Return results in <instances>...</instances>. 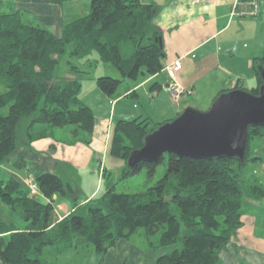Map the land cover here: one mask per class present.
Segmentation results:
<instances>
[{"label": "trees", "instance_id": "16d2710c", "mask_svg": "<svg viewBox=\"0 0 264 264\" xmlns=\"http://www.w3.org/2000/svg\"><path fill=\"white\" fill-rule=\"evenodd\" d=\"M64 1L50 0L53 4ZM1 6L0 163L18 146L45 137L48 128L68 127L75 141H90L95 117L79 99L82 83L58 75L59 63L66 56L89 64L95 53L97 62L115 69L122 79L108 75L96 78L97 88L109 98L118 97L115 93L124 80L154 76L163 68L165 52L161 31L152 24L156 10L152 4L91 0L89 12L65 24L59 36L35 23L27 12L12 7L4 11ZM252 63L257 82L246 91L256 95L264 55ZM68 64L72 72H85L71 61ZM158 88L153 83L150 90ZM162 124L147 117L116 119L113 124L108 152L123 160L120 179L145 169L143 190L116 192L114 185H108L97 197L75 204L53 226L49 223L54 210L50 199L71 194L70 185L56 174H38L34 178L37 189L49 199L44 203L37 195L30 196L16 179L0 180V263L54 264L43 254L46 247L91 245L104 256V249L128 241L142 228L147 237L160 234L157 245L150 243L153 250L169 248L154 264H219L220 251L242 225L244 198L264 199V184L254 176L241 178L248 162L260 160L250 150L249 141L253 137L264 139V126L248 128L242 161L165 154L156 163L141 162L128 168L130 152L139 149L144 137ZM165 159L163 173L155 178ZM3 207L15 213L22 224L3 219Z\"/></svg>", "mask_w": 264, "mask_h": 264}, {"label": "crops", "instance_id": "0c3cea01", "mask_svg": "<svg viewBox=\"0 0 264 264\" xmlns=\"http://www.w3.org/2000/svg\"><path fill=\"white\" fill-rule=\"evenodd\" d=\"M89 2L90 0H84L86 6ZM141 2L156 7L152 24L161 31L165 52L161 71L154 76H146V80L142 82L154 79V83L159 86L157 93L167 94L171 79L166 67L179 59L182 67L177 81L190 92L176 105V109L172 111L175 116L172 117L175 118L187 107L199 110L200 105L203 108L210 106L222 90L229 91L236 86L246 90V82L252 84L248 87L250 89L256 86L252 77V60L264 53V10L261 7L256 17H249L242 12L247 9L246 0ZM258 4L263 3L258 0ZM4 7V11L12 7L14 10L27 12L34 17L35 23L58 36L65 24L89 12L88 10L80 16L78 0H65L61 4H53L50 0H5ZM91 57L89 64L84 63L85 66L80 67L85 71L84 75L88 74V67L93 63H100L97 62V55L94 60ZM137 87L138 85L127 87L117 98L105 95L106 102L99 95L98 119H95L88 143L69 137V128L50 129L45 137L34 140L29 145L18 146L0 163V180L14 178L29 192L26 184L28 178L34 179L41 172H47L56 174L70 185L71 194L53 195L50 199L54 205L50 226L67 215L75 204H81L105 192L107 187H103L104 180L107 177L110 180L113 169V162L107 161L105 156L109 150L113 120L116 113H119V117L127 115V112L116 110V105L122 98L136 96ZM201 87L209 90L207 96H202ZM101 155L104 161L101 160ZM37 196L42 202H49L39 192ZM243 208L245 213L241 217L242 225L220 251L219 264H264V199L245 197ZM64 248L46 247L43 254L51 258L52 254L56 255ZM91 252L97 258L98 254ZM154 260L132 245L130 240H122L107 250L100 264H154Z\"/></svg>", "mask_w": 264, "mask_h": 264}, {"label": "rangeland", "instance_id": "374dc122", "mask_svg": "<svg viewBox=\"0 0 264 264\" xmlns=\"http://www.w3.org/2000/svg\"><path fill=\"white\" fill-rule=\"evenodd\" d=\"M5 0H0V6L4 5ZM91 1V0H90ZM203 1V0H202ZM206 1V0H205ZM79 2V9H80V16L84 15L88 12L90 7L89 5L86 6L84 4V0H78ZM259 7L264 10V1L259 0ZM2 7V6H1ZM3 8V7H2ZM260 9V8H259ZM94 57H96L95 54H93ZM264 53H261V56H263ZM92 58L94 60L95 58ZM179 60V59H177ZM68 61H71V63L83 66L84 62L79 61L77 59H69L67 56L65 59H63L58 66V75L59 77H66V76H72V78H76L80 80L82 83L81 90L79 93V99L88 105L94 113V117L97 120L98 119V101L100 100L101 95L104 99V102L107 101L106 96L97 88L96 86V78L98 76H109L111 78L115 79H122L121 75L113 69L110 65L102 64V63H93L91 67H88L87 70L88 74H77L75 72H72V70L69 67ZM180 61V60H179ZM181 63V62H180ZM85 66V65H84ZM82 68V67H81ZM168 76L171 79L170 83L174 82V79L169 75V72L167 71ZM177 75L175 79L177 80ZM146 76L139 77L135 80L132 79H126L124 80L120 86L118 87L115 95L120 96L124 93L127 87L130 86L133 87L135 85H138V87L135 90L136 96H132L127 99H120L118 104L116 105V110H122L124 112H127V115L118 116L119 113H116L115 119H127L132 120L134 118L140 117L144 118L149 116L151 122L155 123H164L169 122L174 119V115L172 114V111L176 109V105L183 100V98L190 94V92H187L182 85L179 86V90H181V93H183V96L178 100L175 99V97H172L171 91H168L167 94L160 93L158 94L156 90H150L151 85L154 83V79H151L150 81L142 82L143 80H146ZM252 77L256 81L254 71L252 72ZM241 80V78H240ZM257 82V81H256ZM141 83V84H140ZM180 84V83H179ZM256 84V83H255ZM252 84L250 82L245 83L246 90H251L250 87ZM165 90V88H162ZM133 92V91H132ZM200 93L202 96H207L209 93V90L206 88H200ZM173 95H175L173 93ZM202 99V97H201ZM112 104L115 103V101H110ZM109 106V110H110ZM133 107H136L133 109ZM204 106H199V110L206 111L210 106L203 108ZM197 110V109H196ZM202 111V112H203ZM176 118V117H175ZM113 120V122H114ZM114 124V123H113ZM68 128V127H67ZM59 129V128H56ZM47 131L50 130V128L46 129ZM45 131V132H47ZM113 131V127L111 128V133ZM21 134V131H20ZM48 134V133H46ZM69 137L73 136L72 134H67ZM23 137V136H22ZM21 138V136H20ZM22 139V138H21ZM109 139V138H108ZM110 140V139H109ZM249 147L252 151L253 155H256L260 157V160L258 162H248L247 165L243 168L241 172V178L245 180H249L251 176H254L258 179V181L261 184H264V139L259 137H253L249 141ZM107 157V161H112L113 164L112 170H111V178H109V183L103 185V187H107L108 185H114V189L116 192H137L144 189V182L146 179L145 176V169H142L138 174H136L133 177H130L125 180H121V171L124 167L123 160L120 158H116L115 156H111L108 152V154L105 155ZM104 156V157H105ZM101 160L104 161V158ZM166 165V159L164 160V163L160 164L157 169V173L155 175V178H158L161 176L165 169ZM117 167V168H116ZM108 179V177H107ZM33 180V179H32ZM34 181V180H33ZM37 190V194H38ZM36 194V195H37ZM2 218L6 221H11L15 223L16 225H21L22 222L18 218V216L8 210L7 208L3 209L2 212ZM159 233L156 235H153L151 237H147L144 230L140 228L136 234H134L132 237H130V243L132 245H135L137 248L142 250L144 253L149 254L150 257L156 258L159 254L168 251L169 248H158L156 250H153V248L150 246V243H153L154 245L158 244L159 241ZM128 240V242H129ZM89 249V250H88ZM91 251H95L94 248L91 245L82 247V248H75L73 246H65L64 250L62 252L55 254H52L51 257L53 259L54 264H100V260L103 259V256H98L97 258L95 255L92 254ZM107 252V251H106ZM55 255V256H54ZM105 255V253H104Z\"/></svg>", "mask_w": 264, "mask_h": 264}, {"label": "water", "instance_id": "95a60500", "mask_svg": "<svg viewBox=\"0 0 264 264\" xmlns=\"http://www.w3.org/2000/svg\"><path fill=\"white\" fill-rule=\"evenodd\" d=\"M258 94L232 89L217 95L206 111L185 108L144 137L139 149L132 150L126 165L156 163L167 154L194 159L235 158L243 160L248 128L264 126V65L259 68ZM107 249L103 250L106 253Z\"/></svg>", "mask_w": 264, "mask_h": 264}, {"label": "built area", "instance_id": "2783aa9c", "mask_svg": "<svg viewBox=\"0 0 264 264\" xmlns=\"http://www.w3.org/2000/svg\"><path fill=\"white\" fill-rule=\"evenodd\" d=\"M205 1V0H203ZM244 15H247L249 17H256L259 12V4L258 0H250L247 2V9L245 11H242ZM181 63L179 60L173 61L169 66L166 67L167 71L169 72V75L174 79L173 83H170L168 85V91H171L172 97H175V99H180L183 96V93H181V90H179V82L175 79L176 74L181 70ZM175 76V77H174ZM173 93L175 95H173ZM34 180V179H33ZM32 180L31 177L28 178L26 181V184L29 188V194L30 196H34L37 194V186L35 182Z\"/></svg>", "mask_w": 264, "mask_h": 264}]
</instances>
